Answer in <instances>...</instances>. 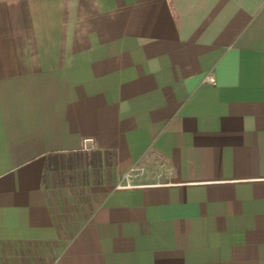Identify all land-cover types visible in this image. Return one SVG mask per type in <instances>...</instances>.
Wrapping results in <instances>:
<instances>
[{
  "label": "crops",
  "instance_id": "crops-1",
  "mask_svg": "<svg viewBox=\"0 0 264 264\" xmlns=\"http://www.w3.org/2000/svg\"><path fill=\"white\" fill-rule=\"evenodd\" d=\"M0 264H264V0H0Z\"/></svg>",
  "mask_w": 264,
  "mask_h": 264
},
{
  "label": "built area",
  "instance_id": "built-area-1",
  "mask_svg": "<svg viewBox=\"0 0 264 264\" xmlns=\"http://www.w3.org/2000/svg\"><path fill=\"white\" fill-rule=\"evenodd\" d=\"M146 171V166L145 165H138V166H132L130 168V170L126 173V176H132L134 175V173L138 172V173H143Z\"/></svg>",
  "mask_w": 264,
  "mask_h": 264
},
{
  "label": "water",
  "instance_id": "water-1",
  "mask_svg": "<svg viewBox=\"0 0 264 264\" xmlns=\"http://www.w3.org/2000/svg\"><path fill=\"white\" fill-rule=\"evenodd\" d=\"M92 140L91 139H87L86 140V146L90 145L91 146Z\"/></svg>",
  "mask_w": 264,
  "mask_h": 264
}]
</instances>
